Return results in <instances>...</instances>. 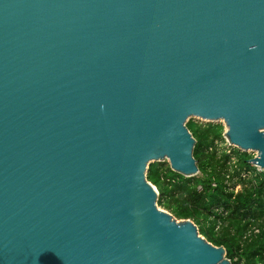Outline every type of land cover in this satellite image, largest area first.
<instances>
[{"label": "water", "instance_id": "95a60500", "mask_svg": "<svg viewBox=\"0 0 264 264\" xmlns=\"http://www.w3.org/2000/svg\"><path fill=\"white\" fill-rule=\"evenodd\" d=\"M192 118L264 170V0H0V264H233L147 177Z\"/></svg>", "mask_w": 264, "mask_h": 264}, {"label": "trees", "instance_id": "16d2710c", "mask_svg": "<svg viewBox=\"0 0 264 264\" xmlns=\"http://www.w3.org/2000/svg\"><path fill=\"white\" fill-rule=\"evenodd\" d=\"M187 126L197 140L200 174L187 177L162 161L150 163L147 177L160 192L159 205L192 219L209 241L226 247L233 264H264V171L250 163L251 152L220 146L223 122L192 118ZM242 170L253 174L244 178Z\"/></svg>", "mask_w": 264, "mask_h": 264}, {"label": "built area", "instance_id": "2783aa9c", "mask_svg": "<svg viewBox=\"0 0 264 264\" xmlns=\"http://www.w3.org/2000/svg\"><path fill=\"white\" fill-rule=\"evenodd\" d=\"M225 137V136H224ZM225 139H226V137H225ZM229 141L226 139V142L225 143H222V144H220V145H222V146H224L225 147V144H227ZM230 145V147H227V150H228V152H231L234 148H237V147H235L234 145H232V144H229ZM241 150V149H240ZM249 152H251L252 154H253V157L256 155V153H254V151H249ZM250 163L258 170V171H264L260 166H258L257 164H255L254 162H252L251 161V159H250ZM242 173H241V176L242 177H244V178H248V177H250V176H252V171L251 170H242L241 171ZM214 185H215V183H214Z\"/></svg>", "mask_w": 264, "mask_h": 264}, {"label": "rangeland", "instance_id": "374dc122", "mask_svg": "<svg viewBox=\"0 0 264 264\" xmlns=\"http://www.w3.org/2000/svg\"><path fill=\"white\" fill-rule=\"evenodd\" d=\"M195 119H199V118H195ZM200 120H202V119H200ZM202 121H204V120H202ZM206 122V121H205ZM230 143L228 142L227 144H225V148H227V147H230V145H229ZM221 147H222V145H220ZM236 147V146H235ZM255 153V152H254ZM162 162H164V163H166V165H170V161L168 160V159H166V160H164V161H162ZM198 174H200V172L198 173ZM242 188V186L241 185H237V186H235V191H238V190H240ZM161 208H163V209H165V210H168V209H166L165 207H163V206H160ZM169 211V210H168ZM170 212V211H169Z\"/></svg>", "mask_w": 264, "mask_h": 264}]
</instances>
